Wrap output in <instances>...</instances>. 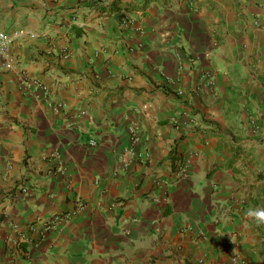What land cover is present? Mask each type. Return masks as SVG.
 <instances>
[{"label": "crops", "instance_id": "0c3cea01", "mask_svg": "<svg viewBox=\"0 0 264 264\" xmlns=\"http://www.w3.org/2000/svg\"><path fill=\"white\" fill-rule=\"evenodd\" d=\"M14 30L0 264H264V0H0Z\"/></svg>", "mask_w": 264, "mask_h": 264}, {"label": "built area", "instance_id": "2783aa9c", "mask_svg": "<svg viewBox=\"0 0 264 264\" xmlns=\"http://www.w3.org/2000/svg\"><path fill=\"white\" fill-rule=\"evenodd\" d=\"M19 36V33L14 30L11 32H3L0 31V58L3 59L2 66L5 68H9L11 65V61L13 60L12 56L8 55L9 46L11 45L12 41L16 39ZM135 128L132 126L130 127V134L132 135V138H135ZM184 166L183 163L178 162L177 168H182ZM82 207L81 202L76 201L75 206L70 209L66 210L64 212L55 213L51 215L45 222H44V229H55L57 226L62 223L65 219L75 215ZM20 240L18 239L17 242H15V245H18Z\"/></svg>", "mask_w": 264, "mask_h": 264}, {"label": "clouds", "instance_id": "9594fccd", "mask_svg": "<svg viewBox=\"0 0 264 264\" xmlns=\"http://www.w3.org/2000/svg\"><path fill=\"white\" fill-rule=\"evenodd\" d=\"M246 215L255 224H257V225L264 224V208L249 209Z\"/></svg>", "mask_w": 264, "mask_h": 264}, {"label": "trees", "instance_id": "16d2710c", "mask_svg": "<svg viewBox=\"0 0 264 264\" xmlns=\"http://www.w3.org/2000/svg\"><path fill=\"white\" fill-rule=\"evenodd\" d=\"M171 157H173V156H171Z\"/></svg>", "mask_w": 264, "mask_h": 264}]
</instances>
